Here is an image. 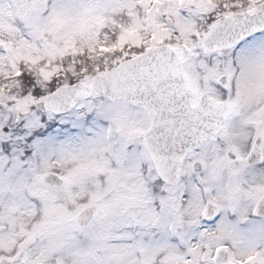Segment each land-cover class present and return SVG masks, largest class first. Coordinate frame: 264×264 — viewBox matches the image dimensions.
Returning a JSON list of instances; mask_svg holds the SVG:
<instances>
[{
  "label": "rangeland",
  "instance_id": "obj_1",
  "mask_svg": "<svg viewBox=\"0 0 264 264\" xmlns=\"http://www.w3.org/2000/svg\"><path fill=\"white\" fill-rule=\"evenodd\" d=\"M255 3L256 0L254 6ZM244 6L248 10L253 0ZM185 11L189 12L187 19L177 16L175 0H161L160 4L148 0H0V250L13 247L17 252L25 248L19 264L41 260L46 264H201L195 261L194 254L199 249L193 248L203 243L209 246L207 259L216 264L214 252L223 241L233 246L228 262L241 261L255 253L264 255V219L249 216V202L255 204L264 194V168L242 171L246 166L241 148L245 145L237 150L229 145L235 157L230 160L226 156L224 144L230 138V130L226 133V129L210 144V157L204 146L189 150L188 159L197 160L201 169L193 173L190 166L185 168L190 173L166 187L161 212L164 217L159 219L153 201L157 194L150 189L156 176L143 165L149 174V179L143 180L137 153L126 148L129 139L125 141V130L133 112L125 107L119 110L122 106L103 98H93L89 91L91 74L82 75L74 109L57 119L43 111L38 105L39 97L25 94L22 86L17 92L4 89L15 76L5 79V74L15 73L22 61L45 88L43 78L55 69L56 58L71 50L72 45L98 43L105 33L109 38L120 36L121 43H139L152 35L160 38L171 34L181 45L188 42L189 49L179 50L184 60L194 59L202 52L199 47H192L189 35L197 31L195 24L202 23L204 15L199 8ZM163 12L168 13L167 18L161 15ZM105 22L106 28L100 30ZM188 64L191 68L192 63ZM207 65L214 68L215 64ZM242 67L240 86L233 94L235 104L241 107L264 96V53L243 61ZM33 91L29 88V93ZM88 113L94 118L86 123L84 117ZM45 121L58 123L54 132H61V138L37 142L33 145L34 154L23 158L24 141L36 124L46 126ZM109 121L115 124V134L125 141L124 152ZM17 124L20 131L15 132ZM236 125L242 128L236 135L242 143L249 121L230 122L231 127ZM5 144L9 145V152L5 151ZM53 165L67 168L59 189H48L42 181ZM193 174L208 176L198 183L193 181ZM189 177L191 181L187 183ZM183 184L187 194L182 210L184 224L177 214H169L180 203L177 195ZM83 195L86 197L78 200ZM207 197L212 202L215 199L222 219L205 235L200 229L202 218L196 213ZM87 204L96 206V214L79 230L74 215ZM172 221L181 236L191 237L186 246L189 251L177 248L181 247L179 237L167 230ZM191 257L195 259L189 262Z\"/></svg>",
  "mask_w": 264,
  "mask_h": 264
},
{
  "label": "snow or ice",
  "instance_id": "obj_2",
  "mask_svg": "<svg viewBox=\"0 0 264 264\" xmlns=\"http://www.w3.org/2000/svg\"><path fill=\"white\" fill-rule=\"evenodd\" d=\"M149 3L160 4L161 0H148ZM176 14L178 17L188 18L189 12L185 9L199 8L202 15L207 19L203 21L205 26L203 39L199 30L190 33L189 39L193 41L192 47H199L208 56L210 64L222 65L219 68V78L214 82L216 89L221 94V99L216 103L219 105L221 111L226 113V110L230 107V101L235 92L239 89L240 73L243 72L242 62L254 58L260 53H264V19L260 22H247L243 26H240L246 17H255L259 11L254 6H250L248 10L237 11L244 8V5L239 0H175ZM167 7V5H164ZM152 9L150 8L149 11ZM159 11V9H157ZM164 18H167L168 13L163 12L161 14ZM159 21V17H157ZM226 29V31H225ZM107 36V33H105ZM156 44L165 46L170 52L179 55L181 48L189 49L187 41L183 45L179 44L173 39L172 35H165L157 38L155 35L149 36L147 40H142L139 43L129 42L124 40L120 42V36L114 35L111 37V43L107 39L103 43H100L98 49L92 47L87 49L88 52L99 51L101 56L106 55H121L123 57L135 56L137 54L143 55L146 52L151 51L152 47ZM211 45V47H209ZM76 55L83 57L85 50H80ZM90 58V57H89ZM47 63V62H46ZM65 65H59V68L63 69ZM97 71H100L99 65ZM81 71H87V69H81ZM8 75H15L22 83L23 91L25 94H30L34 97H43L45 93L43 87L37 82L35 76L32 74L31 69L25 71L22 67H17L15 73L5 74V79ZM56 79L54 73L48 80L49 94L55 89L53 82ZM75 83V81H73ZM29 88L34 89L32 93H29ZM56 116H62L58 113ZM92 113H88L84 117L85 122L89 123L93 120ZM43 119H47L44 117ZM57 127L55 121L47 123L46 126L40 127L36 124L35 129L30 136L26 138L23 144V158L27 159L34 154L33 145L37 142H43L49 138L60 139L61 132H54ZM67 127V125L63 126ZM7 130V129H6ZM15 132L20 131V125L17 124L13 130ZM9 148L8 144L4 145L5 151ZM184 195V194H182ZM222 219V213L214 211L211 202L205 206L204 214L201 219V231H208L214 229L219 225ZM224 245L217 247L216 251L219 252ZM215 259V257H213ZM0 264H5L0 260ZM15 264V262H12ZM238 264H264V255L260 253L250 254L245 260L238 262Z\"/></svg>",
  "mask_w": 264,
  "mask_h": 264
},
{
  "label": "water",
  "instance_id": "obj_3",
  "mask_svg": "<svg viewBox=\"0 0 264 264\" xmlns=\"http://www.w3.org/2000/svg\"><path fill=\"white\" fill-rule=\"evenodd\" d=\"M257 9L261 11H259L255 17L244 18V21L240 26H243L244 23L250 21L260 22L264 19V1L257 6ZM209 47H211V45H209ZM139 58V61L142 64H152V66L148 68L142 67L143 71L156 72L160 71L159 69L166 71V69L168 70L170 68L174 71V78L179 82V86H174V91L181 93L186 89L182 76L180 75L181 62L176 53L170 52L165 46L161 45L153 47L151 51L144 53ZM132 60L126 62H130ZM126 62L121 63L119 67L107 72L106 74L94 77L92 92L100 95H108L113 99L126 98L129 94L126 92V85L124 83V79L126 77L124 73ZM77 89L78 84L59 88L52 94L41 98L40 105L44 109H50L56 113L66 112L72 107ZM179 101L181 102V100ZM185 103H187L188 106V98L185 100ZM206 111H209L211 114H207ZM163 112L170 114L169 116L164 117V127L166 129L172 128L174 130L175 138L173 139V142L175 143V146L171 152L173 153L174 160H176V167L171 178L175 179L178 177L181 162L187 147L190 145L195 146L201 141L212 138L220 133L226 113L221 111L218 104H210L207 103V101H201L195 108L190 109L189 107H177L173 111ZM154 119L156 120L157 118L154 117ZM151 151L156 156L157 150L155 148H151ZM165 152H168V150ZM255 152L256 147L252 150L250 156L251 161L258 159L259 153L257 155ZM48 178L49 174L45 176V179ZM263 205L262 209L264 208ZM93 214L94 208L92 206L86 207L78 213L77 221L80 224H85L91 219ZM221 255H225L224 252H221Z\"/></svg>",
  "mask_w": 264,
  "mask_h": 264
},
{
  "label": "flooded vegetation",
  "instance_id": "obj_4",
  "mask_svg": "<svg viewBox=\"0 0 264 264\" xmlns=\"http://www.w3.org/2000/svg\"><path fill=\"white\" fill-rule=\"evenodd\" d=\"M196 56L194 59L191 57L187 58L184 60V67L186 68L187 72L189 69H192V71L188 72V77L187 81L192 88L193 91V96L191 99V103L194 104L200 97L201 94H206L210 99H215V100H220L221 99V94L219 91L216 89L214 82L219 78V68L222 67L219 65H214V68L211 65H205L203 70L200 71L197 66H196ZM192 60V61H191ZM192 63L191 68H189V64ZM197 75H196V74ZM240 84V81H239ZM213 96V97H212ZM118 105L122 106V108H127L129 111H132V113L129 114L130 120L128 121V131L131 136L127 138L129 139V145L127 147H130L134 152L136 153H144L146 154L147 150L146 147L143 143V133L147 129L148 126V116L146 112L143 110V108L140 105H137L131 101H125L118 103ZM237 121L238 123H242L246 121L249 125L247 126L246 129H248L247 136L245 137V140L242 143H239L236 135L241 132L242 128L240 125H236V127H231L230 122ZM226 129L227 132L230 130V138L227 139V142H225L226 148L228 146L234 147L236 150L237 148H241L242 154H245V157L243 158V161L246 160V155L247 152L250 148L251 141L253 138L257 135H259L261 127L264 128V96H262L260 99H258L255 102H251L247 106L241 107L239 103L234 102V96L231 98V109L229 111V114L226 117ZM252 125V126H251ZM262 128V132L260 133L263 138H264V129ZM210 142L207 143V145ZM210 147H207V150H209ZM264 150V145L263 149ZM228 150H226L227 152ZM233 153L230 152V155L235 156V151H232ZM229 153V152H228ZM250 168V167H247ZM247 168H243V170H246ZM254 170L256 169H261L264 167H252ZM263 178H261L262 180ZM47 186V185H46ZM48 189H53L54 187L47 186ZM46 191H48L46 189ZM264 200V194L260 195L259 198L257 199L256 203L252 207L251 204L252 202H249L250 210H249V216L251 215L255 205L260 201ZM258 219H264V216L261 217H256Z\"/></svg>",
  "mask_w": 264,
  "mask_h": 264
},
{
  "label": "trees",
  "instance_id": "obj_5",
  "mask_svg": "<svg viewBox=\"0 0 264 264\" xmlns=\"http://www.w3.org/2000/svg\"><path fill=\"white\" fill-rule=\"evenodd\" d=\"M244 5V4H243ZM246 7L244 6V8L243 9H245ZM241 10V9H240ZM110 62L109 61H107V60H105V59H103V58H100V59H96V60H94L93 62H92V66L95 64L96 66H98L99 65V68L100 69H103L104 68V66H106V65H108ZM94 70H96V68H94ZM68 75H69V77H68V79L67 80H69L70 82L71 81H73L74 80V75L73 74H71V73H69L68 72ZM16 85V87H17V89H19L18 87L19 86H21L22 85V83L20 82V83H17V84H15Z\"/></svg>",
  "mask_w": 264,
  "mask_h": 264
}]
</instances>
